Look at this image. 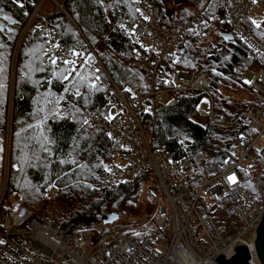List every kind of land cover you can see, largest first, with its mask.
Listing matches in <instances>:
<instances>
[{"label":"built area","instance_id":"2783aa9c","mask_svg":"<svg viewBox=\"0 0 264 264\" xmlns=\"http://www.w3.org/2000/svg\"><path fill=\"white\" fill-rule=\"evenodd\" d=\"M33 1L29 18L43 19L47 58L69 62L68 75L74 66H84L93 75L90 84L103 88L108 115L83 114L84 121L100 127L118 149L112 160L102 164L101 186L110 188L144 175L154 192L148 218L152 232L135 234L124 228L102 233L93 229L66 235L50 217L13 203L5 209L6 219L0 223V264H216L221 255L225 260L231 258L238 246L246 248L248 264H258L253 241L264 211V170L262 177L251 179L248 169L256 165L257 155L264 150V70H256L247 84L255 103L230 120L214 112L207 89L208 73L176 71L170 77V87H159L158 83L166 81V75L159 71L161 61L173 55L191 33L201 36L208 28L206 6L188 20L168 17L163 22L154 5L130 0L137 21L125 29L144 49L141 59L146 88L120 89L89 47L83 56L56 51L45 20L48 15L42 13L45 0ZM48 1L53 13L65 14L62 1L60 5ZM216 21L256 57L264 56V33L256 31L254 36L247 26H264V0H225ZM174 92L199 94L193 108L196 116L210 126L234 132L216 168L209 167L212 152L208 149L177 160L151 148L142 116L152 114L155 104L172 105ZM7 171L3 166L0 174V215Z\"/></svg>","mask_w":264,"mask_h":264},{"label":"trees","instance_id":"16d2710c","mask_svg":"<svg viewBox=\"0 0 264 264\" xmlns=\"http://www.w3.org/2000/svg\"><path fill=\"white\" fill-rule=\"evenodd\" d=\"M146 1L156 7L163 22L172 17L163 11L162 0ZM178 1L193 2L198 7L202 4V0ZM33 5V0H0V45L6 49L4 58L0 54V157L9 51L18 36L21 38L23 30L26 31L20 39L15 64L12 148L6 196L13 198L16 207L32 209L36 203L31 199L42 202L47 188L52 186V200L60 206L52 220L61 232L77 235L83 230H99L100 226L105 230L109 222L102 223L100 208L121 201L134 203L146 180L140 174L110 188L101 186L104 179L102 164L112 160L118 149L100 127L84 121L83 114L90 111L98 118L108 115L103 88L100 84L89 85L93 75L84 66H74L70 76L65 78L70 63H61L55 57L47 58L42 18L22 29ZM62 7L65 15L52 13L45 19L56 51L83 56L88 47L97 52L102 49L101 60L115 84L120 88L143 90L146 85V70L142 68L141 59L144 49L131 40L125 29L137 21L130 0H62ZM192 16L181 11L179 17H174L188 20ZM247 26L254 36H257L256 31L264 33V26ZM222 29L226 30V27L222 25ZM199 38L191 33L176 46L173 55L161 61L159 71L166 75V81L157 85L163 89L170 87V77L176 71L208 73L207 89L214 112L230 120L255 103L248 83L244 84L242 80L249 68L256 66V70H264V56L256 57L234 36L231 41H213L204 48L199 46ZM138 81L144 85L136 86ZM229 85L248 95V100H243L241 107L230 113L225 111L226 104H218L219 99L224 101V90L230 91ZM172 96L175 99L172 105L155 104L152 114L142 116L151 148L177 160L200 149H210L209 167L216 168L234 132L210 126L205 121L204 124L192 121L199 94L174 92ZM257 157L256 165L263 171L264 150ZM151 232L152 229L141 233Z\"/></svg>","mask_w":264,"mask_h":264},{"label":"rangeland","instance_id":"374dc122","mask_svg":"<svg viewBox=\"0 0 264 264\" xmlns=\"http://www.w3.org/2000/svg\"><path fill=\"white\" fill-rule=\"evenodd\" d=\"M58 5L61 4L62 0H55ZM163 1V11H167L172 15V17L180 16L181 11H186L187 14H195L196 10H199L202 6H206L205 14L207 18L210 20L208 28L203 33V35L199 36L198 44L201 48L206 47L209 43L213 41L220 42L222 39L219 37V35L216 33V30L222 29V24L217 23L216 17L218 15H221L222 13V7L225 2V0H202V4L198 7V5L194 4L193 2H181L178 0H162ZM53 6V5H52ZM51 3L48 0H45L42 6V13L45 15H51L53 13L54 7L52 8ZM198 8V9H197ZM262 12H260V17H262ZM38 19L37 17H33V21ZM29 23V21H28ZM27 23V24H28ZM26 27L23 26L22 29ZM21 29V30H22ZM20 30V32H21ZM23 30L21 34V38L15 40L14 44L11 46L9 51V58H8V72H7V81L5 85V125H4V132H3V141H2V153L0 157V174L2 171V167L4 166L5 170L7 169V181H8V175L10 170V162H11V148H12V138H11V114H12V104H13V93H14V77H15V64L17 62V56L19 51V45L24 35ZM26 32V31H25ZM20 34V33H19ZM91 48V47H90ZM92 51L95 53L97 58L99 59L101 65L108 73L106 67L104 66L102 60H101V54L102 49L95 51L93 48H91ZM0 54L5 57L6 49L0 45ZM256 66L253 68H249L246 70L244 76H243V83L247 84L251 81L252 77L254 76L256 72ZM70 75L68 73L65 75V78H68ZM111 77V76H110ZM91 86V84H89ZM144 84L142 81H138L136 86H143ZM118 86V85H117ZM144 89L146 86H143ZM120 88V87H119ZM124 89V88H120ZM130 89V88H128ZM143 89V90H144ZM230 91L224 90V101L222 99H219L218 104L224 105L226 104L225 111L231 112L232 110H236L237 108L241 107L243 100H248V95H245L244 93H241L238 91L235 87L230 86L228 88ZM140 90V89H139ZM141 90V91H143ZM192 121L204 124V119L196 116V114L193 112L192 114ZM153 123V121H152ZM22 141H26L22 139ZM20 145V144H18ZM210 150V149H208ZM211 151V150H210ZM261 169L257 165H250V168L248 169L249 176L252 178L258 177L261 174ZM7 187V186H6ZM54 193V188L52 186H49L46 190L44 200L42 199V202H37L35 198H32L31 200L36 203L34 208H30L29 210L36 214H43L47 215L51 219H53V215L59 212L60 206L59 203L55 200H52ZM153 188L149 183H144L143 186L140 189V192L134 200L135 202L132 203L131 201H121L117 203H108L103 205L99 213L101 214V217L115 214L117 215V219H115L112 222H109L106 224L105 230L103 227H98V229L102 232H108V231H116L120 229L127 228L129 229V232L139 234L141 232H149L151 230V226L149 223V216L151 214L152 210V201H153ZM14 197V196H13ZM132 199V198H131ZM131 202V203H130ZM15 203L13 201L12 197H5L4 203L2 205V211L0 215V223H4L6 219V215L4 214L5 209L8 208V206ZM46 212L51 213V215L45 214ZM83 227V226H81Z\"/></svg>","mask_w":264,"mask_h":264},{"label":"water","instance_id":"95a60500","mask_svg":"<svg viewBox=\"0 0 264 264\" xmlns=\"http://www.w3.org/2000/svg\"><path fill=\"white\" fill-rule=\"evenodd\" d=\"M65 15V14H64ZM216 33L224 42L232 40V35L224 29L216 30ZM116 219L115 215H106L101 218L102 223L112 222ZM253 248L258 264H264V211L262 212L260 221L254 231ZM249 255L245 247L238 246L234 249V255L225 260L222 255L216 260V264H248Z\"/></svg>","mask_w":264,"mask_h":264},{"label":"bare ground","instance_id":"6f19581e","mask_svg":"<svg viewBox=\"0 0 264 264\" xmlns=\"http://www.w3.org/2000/svg\"><path fill=\"white\" fill-rule=\"evenodd\" d=\"M32 20H33V17H30V18L28 19L29 23L27 22L28 24H26V27H25L26 29H27L28 26L31 24V21H32Z\"/></svg>","mask_w":264,"mask_h":264},{"label":"snow or ice","instance_id":"6c2138e0","mask_svg":"<svg viewBox=\"0 0 264 264\" xmlns=\"http://www.w3.org/2000/svg\"><path fill=\"white\" fill-rule=\"evenodd\" d=\"M257 26H259V25H257Z\"/></svg>","mask_w":264,"mask_h":264}]
</instances>
